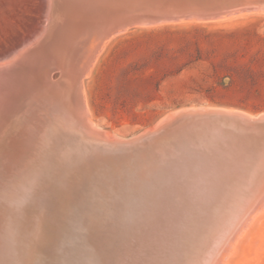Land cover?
Masks as SVG:
<instances>
[{"label": "bare ground", "instance_id": "6f19581e", "mask_svg": "<svg viewBox=\"0 0 264 264\" xmlns=\"http://www.w3.org/2000/svg\"><path fill=\"white\" fill-rule=\"evenodd\" d=\"M49 2L50 4L48 8V17L46 18L44 27L42 28V31L37 36V38L33 42H31V44L28 47L24 48L23 50H19L15 54H13L11 58H8L7 60L4 61H0V264H18V227L20 228L21 231L25 233L23 234V237L21 236L22 241L20 243L19 264H54L55 262H53L52 260L56 255L58 257L60 255L59 258H62L61 259V263H62V260L65 261V258L70 255L71 258L77 256L75 253L74 254L76 256L72 254L73 252L67 250L69 248L65 247L66 245H64L62 242L63 238L61 239L60 233L62 234V232H64L63 229L66 228L64 227L66 225L65 222H67L65 216L66 215L69 216L70 215L69 213L71 212L75 214L83 210L84 206L82 205L85 204V200H89V199L91 200L93 199V197H95L98 194L99 195L102 194L104 196L105 194L104 191H108V189L106 188L105 190H101L102 189L101 186L104 185V183L107 184V185L105 184L106 185L105 187L109 186L108 183L106 182L108 179L106 178L107 180L104 181V183H102L101 181L98 182L96 181L97 183L93 182L92 186L90 185L93 188L90 189L88 188L90 193H88L87 190H86L87 192L83 191V193L82 191H80V193H82L83 196L81 198L78 196H74L73 197L74 202L69 204V209H66V206L64 208L58 202V192L61 193V195L64 194L63 193L64 190L61 189L62 188L61 182L63 181V178H65L69 173L72 174L71 171L72 168L70 165L72 161H74L77 157L80 156L79 155L80 150L87 151L88 149H91V146L88 144L89 143L88 140L90 139L89 137L97 138L103 136L102 133H100L99 131H97V129H95V126L93 125L91 119L89 118L90 114L88 112L89 111L87 107L88 105L86 104L87 101L85 99V95H84L85 93L84 91L81 90L82 88L80 89L79 85L80 83H82V75L90 72L93 62L97 59L96 57L98 55V52L100 51V49H102V46L105 45L108 39H111L115 35L123 31H126L131 25L136 23H149V22L151 23L160 19L170 20L173 18H179L178 15L186 14L187 11H184L183 9H185L184 8L185 5L189 3L192 4L197 3L198 6H200V4L208 5V7L206 8H200L203 11H205L203 12V14H201L204 17L228 15L231 13L245 14L248 12L264 11V0H49ZM181 4L183 7V9L181 8L182 10L180 9ZM188 9L189 8L185 10ZM200 11H197V13ZM55 69L56 70L60 69L61 75H63V77L67 79L66 81L72 83L75 88L72 103L75 105L74 113L76 115V119L71 120L72 117L71 113L73 114V112L69 113L70 110L68 111L67 109L68 111L67 115L64 113L66 112L65 111L66 108H64L65 110L63 113L65 116L68 117L67 121L69 127L74 126L75 128H77V130L79 129L78 132L80 131L81 134H74L71 131H69L68 128L65 129L63 128V126L60 127V125L62 124L55 121L59 125L56 124L53 120H50L48 116V113L46 111L47 110L46 104L47 102L50 103L52 102L50 100L48 101L47 94L51 93V89L53 90V86L55 85V83L58 84V80L56 82L51 75ZM62 87L64 88V86ZM37 88L39 89V91H42V93H39L37 94V96L35 97L33 96L31 98L33 91H35ZM55 88L57 89V87ZM73 106H70L71 110ZM52 107L55 108L54 106ZM48 108L50 109L49 106ZM53 108L51 110H53ZM55 111L56 110L54 109V112ZM192 111H193L192 113L190 112L181 113V114L178 113L179 115L177 116V118H175L176 117L175 116L171 121H164L163 124L160 125L156 130L147 131L135 138L129 140L115 141L108 144L105 143L107 141L104 142L105 143L104 145L105 147H107V150L109 149L108 150L109 153H111V151L112 152L114 151V153H117L122 157L132 158V160L135 162V165H133V167L136 166V168H138L137 177L141 176L140 174L142 172V169L146 170L152 167L153 171L156 169V171H159L158 174L168 175L170 178H168V176L167 178L170 179L171 182H174V186L171 185L173 186L171 188L172 191L170 190V188L168 190L170 192H174L175 195L172 194V196H168V198H164L165 200L164 203L167 206L165 205L166 207L163 210L164 211L163 214L160 213L158 214L157 216L158 219L155 217L150 218L148 217V215H146L147 216L146 219L149 218L151 220L148 219L147 221L144 220L141 222L139 218L140 221L136 222L134 226L131 224L132 227L128 226L131 227L128 229L127 227V225L129 224L127 221L128 218L126 220V218L123 216L124 220L127 221L126 223L127 228L125 229L124 226L123 229L131 233V234H126L125 239H127L128 237L127 235H131L133 237L135 234H136L135 237L137 238L136 240L134 239L132 241V244L130 243L132 245L129 248L131 251L130 256L126 257L127 253L125 254L123 247L121 248L118 246L119 247L118 250L115 248L116 245L120 244L117 243L118 239L120 240L119 242H122L121 236L124 237V233H123L124 231L123 232L121 231L123 233V234L121 233L122 234L121 235L120 233H118L120 231L118 229L117 233L118 235L120 234L121 236L120 235L115 236L116 235L115 233H114V237L111 235L113 237L112 240L115 242L116 245L113 244L114 242L112 243L111 241L112 248L107 253L113 252L115 256L117 255L116 256L117 258L115 257L117 261L121 260L119 258V256H121L123 257L124 262L128 260V262L125 264H227L229 261L230 253L232 251H235L234 249L237 248L242 236L246 235V232L249 230L252 224L255 221H257V219L260 217L261 214H264V169H260L259 172L257 171L255 174L253 171L254 166H256L257 164L258 165L262 164L261 162L264 160V153H261L260 150L255 152L256 154H258V157L253 158L252 161L253 164L251 165L252 170L246 175L245 179H243L241 176L243 182L242 179L238 180L239 182L237 181L238 183L232 186H230L228 183L222 182V180L225 181V179H223L221 176L219 177V175L217 176V173H215L214 175L212 174L213 172H215L216 169L215 166L214 168L210 167L209 170H206L207 168L205 169L203 167L202 162L204 163V161L202 160L203 156H201L204 155L203 150H202L203 153L200 152L199 150L200 155H196L197 153H195V156L192 155L190 151L186 150L185 151L186 153L190 152L187 155L188 159H186L187 157H185L184 160L175 161V159L173 160V158H171V155L174 154V153L171 154V152H175L176 150L175 149L174 151H171L172 150L171 148L175 147L176 144L180 145L181 142L185 141L186 139L192 140V138L193 139L195 138L196 142L198 143L199 140L204 141L209 138L210 141L212 140L211 142H219V141H213L211 137L214 136H212L211 134L216 132L217 134H220L218 136L221 137V135H224L225 131H227L228 124H232V123L236 124L235 126H237L238 130H241L243 132V134H241L243 135L242 138L246 139L248 138L246 136L251 137L252 135H254L252 136V138L256 136L257 139L259 138L263 142L264 138L262 137H264V114H261L259 116H254L253 114L252 115H248L249 113L246 114L247 112L233 113L220 109H203V110L194 109ZM211 113L214 116H211L210 115ZM28 118L34 119V121L31 120L33 121V125L31 126L28 125L27 127L21 128L22 124L25 121H27ZM233 128L230 127V129ZM195 130H202V131L194 132ZM236 137L239 138L238 136ZM257 139L255 140V142L257 141ZM217 140H219V138ZM231 142L234 141L231 140ZM242 142L240 143L242 144ZM248 142H250V140ZM259 142H257V144ZM211 145H214V143H212ZM229 145L228 147L226 145L225 146L229 148L230 147ZM96 146L99 147L100 145L98 144ZM102 147L103 146H101V149ZM230 148L227 150L232 151L230 150ZM258 148L261 147L259 146ZM98 149L99 151H97L98 152L97 155L93 151L97 157L100 152V148ZM203 149H205V147H203ZM239 150L241 151V148ZM208 151L210 152L211 149ZM220 152L222 153V150H220ZM206 153L205 155L207 156ZM177 154L179 155V152ZM223 154H224L223 157L225 159H227L226 157L231 156L229 154L228 156L225 157L224 152ZM215 155L214 157H217V154ZM109 156L112 157V155L110 154ZM169 156L171 159H168ZM172 157L174 156L172 155ZM229 158L227 159V161L230 160ZM93 159H95V157ZM96 160L98 161V158H96ZM108 160H112V158H109ZM215 160L217 159L215 158ZM218 160L220 159L218 158ZM83 161L87 162L85 160ZM113 161L115 162V160H112V162ZM116 161L119 163L120 160L118 161L116 159ZM91 162L92 161L90 160L87 163L90 164ZM114 162L113 164L115 165L117 162L116 163ZM214 162L213 163L216 165V163H218L219 161H214ZM225 162L226 160H224L223 162L224 165ZM127 163L129 164V162ZM89 164L85 166V171H87L86 169L89 168L88 167ZM98 164L99 163L97 162L96 165L102 167L100 166L101 164L99 165ZM119 164H123V161ZM102 165H103V169H106L108 166H110L108 165L106 167L105 164ZM114 165L111 166L114 167ZM218 166L220 167V165ZM227 166L229 167V165ZM90 167L92 168V164H90ZM115 167L117 166L115 165ZM133 167L132 169L134 170ZM121 168L124 169L125 167L122 166ZM121 168H118L117 170L119 171V169L121 170ZM82 169L84 171V168ZM103 169L99 168L100 171ZM102 172H104V170ZM102 172H99L98 174L100 176L107 177L106 172H104L105 174H103ZM135 172L133 171V173ZM122 173H115L116 174L115 176L117 178H120L122 177L121 176ZM117 174L120 177H118ZM76 175H74V177ZM68 176L70 177V175ZM134 176L135 174L133 175V177ZM96 177L99 176L97 175ZM135 179L137 178L135 177ZM78 180H80V178ZM115 180L118 182L117 179ZM74 181L76 180L74 179ZM108 182H111V180ZM129 182L131 183V179L129 180ZM171 182L167 181V184ZM75 183L77 184V182ZM125 183L126 182L123 180L124 187H125ZM141 184L139 183L138 185ZM226 185H229L231 189ZM132 186L134 187V185ZM162 187L163 186H161V188ZM78 188H79V183H78ZM144 188L143 190L145 192L147 189L145 190ZM27 189L29 190V192H33L32 194L35 196V199H37L36 200L37 203L35 204L36 207H34L35 208L34 211L30 209L31 207L29 208L28 211H31V214L27 213V216L24 210L27 207L24 206L22 212L20 210L21 216H23V218L22 217L20 218H22L23 221L22 223L20 222L22 225L19 226L18 214L20 212L18 213V209H19L18 197L21 196L24 197V195L28 192ZM60 189L63 192H61ZM72 191H74V189H72L70 193H72ZM122 191L120 190V192ZM160 191L161 190L159 189V193H161ZM123 193H127V192H123ZM141 193L142 195L145 194V193L143 194V192ZM72 194H74V192ZM154 195L158 196L159 194H154ZM168 195H170V193ZM104 197L106 198V196ZM111 197L112 196L110 195V200ZM129 197L130 199L132 198V196ZM133 197L135 198V196ZM141 197L142 198L140 199L142 200L144 197L143 196ZM150 197L152 198L153 196H151L150 194V196L147 197V199H149ZM107 198L109 197L107 196ZM136 199L137 198H135V200ZM155 199L153 198V201L156 203L158 199L156 201ZM122 200L126 201L123 198ZM104 201H108V200L106 199ZM142 201L145 202L144 199ZM151 201L148 200V202ZM110 202L112 203V201ZM95 203L96 201L93 202V204L91 201V203L89 202L88 204L90 205L92 204L93 205L92 207H95ZM19 204H21L20 201ZM98 204L96 206L97 209L95 210L100 211L98 209L100 205L98 207ZM138 204L141 203L138 202ZM219 204L222 207L221 208L219 207V209L216 210ZM90 205L87 206L90 208ZM118 205L114 204V208ZM138 208L139 206L137 207V209ZM93 209L94 208H92L91 210L94 212ZM137 209H136V215L138 212ZM211 209H212V214L209 216L208 212L211 211ZM110 211L112 212V210ZM111 212H109V214ZM142 212L144 211L142 210ZM97 213L99 214L102 213L101 216L102 215L104 216L103 212L101 211ZM139 213L141 214V212H138V214ZM114 214L115 213L113 212V215ZM119 214L117 215L118 218L120 217ZM129 215L131 217L130 213ZM132 215L135 216L134 212ZM169 216H171L173 220L171 218L167 220ZM202 216H204V218ZM138 217L140 216L138 215ZM110 218H108V220H110ZM118 218H116V220H118ZM56 219L62 220L60 225V230L59 229L56 230L53 226V224L56 225L54 223ZM86 220L88 221V218H86ZM163 220H166L168 222L171 221V225L166 226L165 228L163 227L164 229L162 228L163 230H160L162 232L159 233L158 230L161 229L159 228V225H161ZM103 221L100 222V224H103L104 223ZM114 221L115 220H113V222ZM134 222L135 221H133V223ZM108 223L109 222L107 221V224ZM115 223L112 224L116 225ZM89 224L91 225V223ZM103 229H107V228L103 227ZM112 229L114 228H111L110 231ZM53 231L58 232V236L56 240H54V237L57 233ZM75 231H76V227H75ZM81 233L83 232L81 231ZM141 233L145 235H150L151 238L148 236L141 237L140 236ZM157 235L159 236V238L157 237ZM92 236L89 237L92 238ZM74 238L72 237L71 239ZM99 238L101 239V236H99ZM85 239L86 237L84 238V240ZM157 239L161 243V246L156 252H153V249L151 248L152 246L150 247V244L151 242L154 243V241H156ZM97 240L98 237L96 241ZM104 240L106 242L109 241V240L107 241L106 239ZM99 241H100L99 243L103 245L101 246L100 244H98V246L96 245L97 248L96 246L95 248L99 250V245H100L101 247H103L102 249L101 248L100 249L104 250V248H106L104 247L106 242L102 243L101 240ZM138 241H140L141 244H138L137 243ZM78 242L80 243V241H77V243ZM84 242L85 241H82V243ZM95 244L90 243V245H92L93 247ZM84 245L85 244H83V246ZM86 245L88 246V244ZM106 245L108 246V244ZM226 245L227 248H225ZM68 246H70V244ZM43 247L47 249L46 252H45L46 249L45 250L43 249L44 252L40 251ZM86 247L83 248L87 250ZM91 248L89 247V250H87V253H85V255L83 254L84 250H81L80 248L78 249H80V253L82 252V254L86 256L89 254L88 252L90 251ZM225 250L227 254H224ZM77 251L76 253L78 254ZM104 251H102L101 253L99 251V253L102 255ZM109 255L107 256L109 257ZM50 256H52L53 258L51 257V259H48V257L50 258ZM45 258H47L48 260H46ZM109 259L111 258L109 257ZM109 259L106 260L108 261ZM76 260L78 259L74 258L75 262ZM81 260L79 261L81 262ZM88 260H90V258ZM86 261L87 260H85V262ZM95 261H93L92 263L95 264L97 262ZM110 261H112V259ZM67 262H65V264H71V263L75 264L73 261L71 262L67 261ZM80 262L79 264H82L83 260L82 263ZM103 262L104 261H102L101 263ZM97 264L99 263L97 262Z\"/></svg>", "mask_w": 264, "mask_h": 264}, {"label": "rangeland", "instance_id": "374dc122", "mask_svg": "<svg viewBox=\"0 0 264 264\" xmlns=\"http://www.w3.org/2000/svg\"><path fill=\"white\" fill-rule=\"evenodd\" d=\"M49 4H50L49 0H0V61H4V60H7L8 58H11L13 54H15L19 50H23L24 48L28 47L31 44V42H33L37 38V36L42 31V28L44 27L46 18L48 17ZM186 5L184 8L185 9L189 8L188 10L183 9L182 4L180 5L181 7L179 6L180 9L182 8L184 11H187L186 14L184 15H178L179 18H173L170 20L160 19V20H156L159 22L154 21L155 23L154 22L136 23V24L131 25L126 31H123L115 35L113 38L108 39L105 45L102 46V49H100V51L98 52V55L96 57L97 59L93 62L90 72L82 75V83H80L79 87L80 89L82 88L81 90L84 91L85 93L84 95L87 101L86 104L88 105L87 106L89 110L88 112L90 114L89 118L91 119V122L95 126V129H97V131L102 133L103 136L97 137V138L89 137L90 139L89 140L87 139V140L89 142L88 144L91 146V149H88L87 151L80 150V153H79L80 156L74 160L76 162L74 161L71 162V165H70L72 168L71 171H72V174L73 173L75 174L72 175L71 173H69L68 175H70V177L67 175L68 177L66 176L65 178H63V181L61 182V187H62L61 189L64 190V192L61 191V189L60 191L63 192L64 194L61 195V193L58 192V202L64 208L66 206V209H69V204L74 202V198H73L74 196H78L81 198L83 196L82 194L83 191H86V190L88 191V193H90L89 189L93 188L91 187L93 182L101 181L102 183H104V181L108 179L106 182L108 183L109 186L105 187L107 185L106 183H104V185L101 186L102 187L101 190H105L106 188L108 189V191H104L105 193L104 196H106V198L102 194L101 195L98 194L99 196L96 195L95 197H93V199L91 200L89 199L90 201L85 200V204L82 206H84L86 209L83 207V210H81L80 212H77L78 215L77 213L74 214L73 212H71L69 213L70 214L69 216L67 215L65 216L66 221L68 223L65 222L66 225L64 227L66 228L63 229L64 232H62V234L60 233L61 239L63 238L62 242L64 245H66L65 247L69 248L67 250L68 251L70 250L71 252H73L72 254L75 253L77 255L76 256L74 254L76 256L74 258L78 260H76L75 262L74 258L73 257L71 258V255H70L68 257L71 260L68 257H66L65 261L62 260V263H61L62 258H59L60 255L59 257L56 255L54 258L52 256H50V258L48 257V259H51V257L53 258L52 261L55 262L54 264H65V262L67 261L69 262L73 261L75 264H79L80 262L79 260H81V258L84 264L85 263L93 264L92 262L95 261L96 259H98L96 261L99 264H105L107 262H108L107 264H111L112 261H113L112 264L127 263L128 260L124 262L123 257L119 256L121 260L117 261L116 259L117 255L115 256L113 252H112L113 256L111 252L107 253L112 248L111 241L112 243L114 242L112 240V238L114 237V233L116 234L115 236H119L124 231L123 232L124 237L121 236L123 233L120 235L122 238L121 240L122 242H119L120 240L118 239L117 243H120V244L116 245L115 242L113 244L116 245L115 248L117 250L119 249V247L121 248L123 247L125 254L127 253L126 257L130 256L131 251L129 248L132 246L131 245L132 241L134 239L136 240L137 237H135L136 234L133 236L134 238L131 235H127L128 237L126 236L127 239H125L126 234H131L127 232L125 229L128 226H131V224L134 226V224L136 222H139L140 220L141 222L144 220L147 221L149 218L146 219L147 217L146 215H148V217L150 218L151 217L157 218L159 213L163 214L164 213L163 210L167 206L164 203L165 201L164 198H168V196H172V194L175 195L174 192H170L168 190L170 188V190L172 191L171 188L174 186V182H171L170 179H168L170 178L168 175H165V174L160 175L158 174L159 171H156V169L153 171L152 167H150L146 170L142 169V172L140 174L141 176L137 177L138 168H136V166L133 167V165H135V162L132 160V158L122 157L121 155L114 153V151L113 152L111 151V153H109L108 151L109 149L107 150V147H105L104 145L105 143L108 144V143L115 142V141L129 140L147 131L156 130L160 125L163 124L164 121H171L175 116H176L175 118H177V116L179 115L178 113L180 114L187 113V112L192 113L193 112L192 110L194 109L195 110L220 109V110H224L227 112H233V113L234 112H244V113L247 112L246 114L249 113L248 115L253 114L254 116H259L261 114H264L263 113L264 112V11L248 12L245 14L231 13L228 15L204 17L201 14H203V12L205 11H203L200 8H206L208 7V5L200 4L201 7L198 6L197 3L195 4L189 3ZM197 11H200L198 12L200 14H198ZM54 71L52 72L51 75L56 82L58 80V84L55 83V85L53 86V90L51 89V93L47 94L48 101L50 100L52 102V103L47 102L46 104L47 106L46 111L48 113V116L50 120H53L54 122L56 121L62 124L60 125V127L63 126V128L65 129L68 128L69 131H71L74 134H81L80 131L78 132L79 129L77 130V128H75L74 126L69 127V124L67 121L68 117L64 115V113L67 115L68 111L70 110L69 113L73 112V114L71 113L72 115L71 120L76 119V115L74 113L75 105L72 103L75 88L72 83H70L69 81H66L67 79L63 77V75H61L60 69H57V70L55 69ZM62 86H64V88ZM55 87H57V89L59 90H57ZM39 93H42V91H39V89L37 88L35 91H33L31 98L33 96L34 97L37 96V94ZM55 96L59 103L56 101ZM48 106L50 107V109L48 108ZM52 106H54L55 108H53ZM70 106H73L72 107L73 111L71 110ZM52 108L53 110H51ZM64 108H66V110ZM54 109L58 111L54 112ZM64 110L66 112H64ZM31 120L34 121V119L28 118V120L22 124L21 128L27 127L28 125L29 126L33 125V121ZM235 125L236 124H233V123L228 124V126L226 125L227 131H225L224 133L225 136L221 135L220 137L218 136L220 134H217L216 132L211 134L212 136H214V137H211L213 141H219V142H211L212 140L210 141L208 138L204 141L199 140L197 143L196 139L194 138L195 139L194 140L192 138V140L186 139L185 141H182L180 145L176 144L175 147L171 148L172 149L171 151H174L176 149L175 152L170 151L171 154L174 153L172 154L174 157H172L171 155V158H173V160L175 159V161L176 160L180 161V160H184L185 157H187L186 159H188L187 155L190 152L192 155L195 156V153H197L196 155H200V152L203 153L204 151L203 153L204 155H201L203 156L202 160L204 161V163L202 162L203 167L205 169L207 168L206 170H209L210 167L214 168L215 166L216 169H215V172L212 173L213 175L217 173V176L219 175V177L221 176L223 179H225V181L222 180V182L228 183L230 186L236 185V183L239 182L238 180H241L242 178L245 179L246 175L252 170L251 165L253 164L252 162L253 158L258 157V154H256L255 152L260 150L261 153H264V146H262L264 145V139L262 142V140L258 138L260 140L259 142L257 137L255 136L252 138V136H254L252 135L251 137L246 136L248 138L249 137L251 138V139L246 138L247 139L246 141L245 138H242L243 135L241 134H243V132L241 130H238L237 126ZM230 127L232 128L234 127L233 128L234 130L230 129ZM73 128H75L76 131ZM198 131H202V130H195L194 132H198ZM236 136H238L239 138H237ZM218 138L219 140H217ZM256 139L257 141L255 142ZM231 140L234 142H231ZM249 140L250 142H248ZM240 142H242V144ZM257 142L259 143L257 144ZM212 143H214V145H211ZM98 144L100 145L99 147L96 146ZM225 145L227 147L229 145L231 147L229 148L232 151L227 150L229 148H227ZM101 146H103L102 149H101ZM259 146L261 148H258ZM97 147L100 148L99 155L101 154L100 156L98 155V157L96 156L98 154L97 151H99ZM203 147H205V149H203ZM240 148H241V151L239 150ZM210 149L211 151L209 152L208 150ZM186 150L190 152L186 153L185 152ZM205 150H207L208 152ZM220 150H222V153L220 152ZM93 151L95 152L96 155L94 154ZM178 152H179V155L177 154ZM223 152L225 153V157L228 156L229 154L231 155L229 156L230 158L226 157L227 159L229 158L230 160L227 161V159L223 157L224 155ZM205 153L207 154L208 157L205 155ZM109 154L112 155V157L109 156ZM215 154H217V157H214ZM221 155L223 158L221 157ZM94 157L95 159H93ZM100 157L102 159L104 158L103 161ZM108 157L112 158V160H115V162L113 161L114 163L117 162L116 161L117 159L118 161L120 160L119 163L123 161V164H119L117 162L115 164L117 167H115L112 160H108L109 159ZM96 158H98V161L96 160ZM171 158L170 156L168 157V159H171ZM215 158L217 160H215ZM218 158L222 160L223 162L224 160H226L225 165L223 164L222 161L218 160ZM89 159L92 161L90 163L92 164V168L90 167V164L87 163L90 161ZM83 160L87 162H84ZM95 160L99 164H101L100 166L102 167L97 166L96 165L97 162ZM126 161L129 162L130 165ZM214 161H219L218 163L220 164L216 163L215 165ZM93 163L94 164L96 163V164L94 165ZM206 163L208 164V166ZM261 163L262 164L260 165L257 164L256 166H254V169H253L254 174L257 171L259 172L260 169H264V160ZM87 164H89L88 165L89 168L86 167L87 171H85V166ZM102 164H105L106 167L108 165L110 166H108L106 169H103ZM111 165H114L115 168ZM121 165L125 168L122 169ZM218 165H220V167ZM227 165H229V167ZM222 166L223 167L225 166V167L223 168ZM132 167L134 168V170L132 169ZM82 168H84V171ZM99 168L103 169L104 172H106L107 177L100 176L98 174L99 172L103 171V170L100 171ZM118 168H121V170L119 169L118 171L117 170ZM133 171L134 172L136 171V172L133 173ZM104 172L102 173L105 174ZM76 173L77 175L79 174L78 177ZM115 173H122V175L120 174L122 177H120L117 174V176L120 177V178H117L115 176L116 175ZM132 173L133 175L135 174L134 177ZM74 175H76L75 177H77L78 179L80 178V180L75 178ZM97 175L99 177H96ZM111 175L113 176L114 180L112 179ZM95 177L97 178V180ZM135 177L137 179H135ZM74 179L76 181H74ZM115 179H117L118 182ZM130 179H131V183L129 182ZM243 179H242V182H243ZM110 180L111 182L113 180V182L112 183L108 182ZM123 180L126 182L125 187L123 186L124 185ZM147 181L150 184H148ZM167 181L171 183L167 184ZM75 182H77V184ZM137 182L138 184L139 183L141 184L142 182V184L138 185ZM78 183H79L80 189L78 188ZM72 185L74 188L72 187ZM132 185H134V187ZM229 185H226V186L229 187ZM152 186H155L156 188ZM161 186H163L165 189L163 187L161 188ZM69 187L74 189V191H72V193L74 192V194L70 193L72 189ZM157 187H158V190H157ZM143 188L145 190L147 189L149 192L147 190L144 192ZM82 189H85V190H82ZM159 189L161 190L160 191L161 193H159ZM120 190L121 191L124 190V191L120 192ZM152 190L154 191V194H159L158 196L161 199L158 196H155ZM80 191H82V193H80ZM123 192H127V193H123ZM141 192L145 194L142 195ZM32 193L33 192H29L28 190V192L24 195V197L23 196L18 197V208H19L18 213L20 212V210L21 212L23 211L24 206L27 207L24 209L26 212L25 213L26 216H27V213L31 214V211H28L30 207H31L30 209L34 211L35 209L34 207H36L35 204L37 203L36 201L37 199H35V196ZM169 193L170 195H168ZM139 194L144 197L143 198L144 201L151 194V196H153L152 198L150 197L152 201L149 198L145 201L146 203L143 202L142 201L143 199L142 200L140 199L142 197ZM110 195L112 196L111 200H110ZM30 196H31V199H30ZM107 196L109 198H107ZM129 196H132V198L130 199ZM133 196H135V198L137 199L135 200ZM122 198L125 199L127 202L122 200ZM153 198L155 199V201L158 199V201H156L155 203L153 201ZM106 199L109 202L104 201ZM138 199H140L141 201ZM148 200L151 202H148ZM19 201L21 204L24 201V203L22 204L23 206L19 204ZM91 201H92V204L95 201L97 204L99 203L98 207L99 205L100 207L98 209L101 212H103V214L105 211L108 210L107 211L108 213L105 212L106 216L104 214L106 220L103 215L101 216L102 213L100 214L97 213L100 211L95 210L97 209L96 203H95V207H92L93 206L92 204L91 205L88 204L89 202L91 203ZM110 201H112V203ZM137 201L141 204H138ZM119 202H121L122 204ZM113 203L115 205L119 204L118 206L115 207L116 209L114 208ZM144 204L146 205V207ZM87 205H90L91 209L94 208L93 209L94 212ZM130 206H132L133 208ZM138 206L139 208L137 209ZM219 207L221 208L222 206H220L219 204L216 210H218ZM109 209L112 210V212ZM136 209L138 210V212H141V214L140 213L138 214L137 212V215H136ZM142 210L144 212H142ZM89 211L92 212L94 215L90 213ZM21 212L18 214V225L19 226L22 225L21 223L23 221L22 220L23 216H21ZM109 212L111 213L109 214ZM113 212L115 213L114 215H113ZM133 212L136 217L132 215ZM117 213L118 214L121 213L119 214L120 216L119 218L117 216L118 215ZM129 213L131 214V217ZM108 214L110 215V217L112 218L114 217L113 220H115L116 223L115 221L113 222L112 218H110ZM143 214L145 217L143 216ZM211 214H212V209L211 211L208 212L209 216ZM115 215H116V218H118V220H116ZM138 215L140 217H138ZM80 216L82 217V220ZM123 216L126 218V220L128 218L127 221L130 225L126 224L127 221L124 220ZM77 217L79 218V220ZM107 217L110 218V220H108ZM202 217L204 218V216ZM86 218H88V221L86 220ZM89 218L91 221L89 220ZM100 218L102 221L105 220L103 221L104 222L103 224H100V222H102ZM170 218L172 219V217L169 216L167 220H169ZM131 220L135 222L133 223V221ZM74 221L77 223H75ZM107 221L109 222L108 224H107ZM61 222H62L61 219L60 220L56 219L54 221L56 225L53 224V226L56 230L57 229L60 230ZM97 222H98V225H97ZM89 223H91V225ZM112 223H115L117 226L113 225ZM169 225H171V221L168 222L166 220H163L161 225H159V228L161 229L159 230L157 229L158 232L159 233L162 232L160 230H163L166 226H169ZM91 226H93L94 228ZM124 226H125V229H123ZM75 227H76V231H75ZM103 227L107 229H103ZM131 227H128V229ZM111 228H114L117 230L112 229L110 231ZM95 229L96 230L98 229L97 230L98 232ZM118 229L120 230L119 232H118ZM81 231L83 233H81ZM117 232L120 234L118 235ZM55 233L57 234L55 235L54 240H56L58 236V232H55ZM91 233L93 236L91 235ZM23 234L25 233L21 231L20 228L18 227V264H19V257H20V243L22 241L21 236L23 237ZM81 234L82 236L84 235L86 237L85 240H84L85 237L83 236L84 237L83 238ZM142 234L143 233H141L140 235L141 237L142 236L150 237V235H145V234L142 235ZM158 235L157 237L159 238ZM89 236L90 237L92 236V238H90ZM99 236H101V239L99 238ZM72 237L73 238L76 237V238L71 239ZM97 237H98V240H97L98 242L96 241ZM104 239L106 240L108 239L109 241L107 240L108 242H106ZM99 240H101L102 243L106 242L105 245L108 244L109 247L107 245L106 246L104 245V247L106 248L108 247L109 249L107 248L106 250V248H104L105 251L101 250L103 248L101 247L103 244L99 243L100 242ZM77 241H80V243L79 242L77 243ZM82 241H85V242L82 243ZM89 242L92 244H95L94 247L90 245ZM125 242L126 244H129V245H126ZM68 243L70 244V246H68L69 245ZM73 243L74 244L77 243L79 245L76 244L77 245L76 246ZM122 243L125 245H123ZM137 243L141 244L140 241H138ZM83 244L85 245L83 246ZM86 244H88V246ZM98 244L101 245V246L99 245V250L96 249ZM160 246H161V243L158 241V239L154 241V243L151 242L150 244V247L153 249V252H156ZM83 247L84 248L86 247L87 250H89V247L90 248L92 247L90 251L88 252L89 256L91 255L93 256V257L91 256L92 258L89 257L88 255L84 256L85 253H87V250L84 249ZM73 248L74 249L77 248V249L74 250ZM78 248H80L81 250H84L83 251L84 255L82 254V252L80 253V249ZM225 248H227V245ZM43 249L45 250L46 248L43 247L40 251L44 252ZM125 249H127L128 251ZM234 250L235 251H232L230 253L229 261L227 264H264V214H261L260 217L257 219V221H255L252 224V226L246 232V235L242 236L237 248ZM46 251L47 249L45 250V252ZM76 251L78 252V254L76 253ZM99 251L100 253L104 251L102 253L103 256L99 253ZM79 254H82L83 256ZM224 254H227L226 250L224 251ZM107 255H109L112 261H110L111 259H109ZM111 256L114 258H112ZM88 257L90 258V260H88L89 259ZM45 259L48 260L47 258ZM106 259H109V260L107 261ZM82 260L80 263H82ZM85 260H87L88 262L87 261L85 262ZM99 261L101 262L104 261L105 263L104 262L101 263ZM97 262L95 264H97Z\"/></svg>", "mask_w": 264, "mask_h": 264}, {"label": "water", "instance_id": "95a60500", "mask_svg": "<svg viewBox=\"0 0 264 264\" xmlns=\"http://www.w3.org/2000/svg\"><path fill=\"white\" fill-rule=\"evenodd\" d=\"M203 114H206V113H203ZM211 116H214L212 113L210 114Z\"/></svg>", "mask_w": 264, "mask_h": 264}]
</instances>
